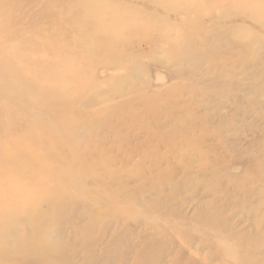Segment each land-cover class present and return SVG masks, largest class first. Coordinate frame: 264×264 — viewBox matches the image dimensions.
Segmentation results:
<instances>
[{
	"label": "rangeland",
	"instance_id": "374dc122",
	"mask_svg": "<svg viewBox=\"0 0 264 264\" xmlns=\"http://www.w3.org/2000/svg\"><path fill=\"white\" fill-rule=\"evenodd\" d=\"M248 1H39L43 22L20 35L2 33L17 7L0 8V230L14 263L62 264L73 247L75 264H264V24ZM93 34L111 50L88 54ZM56 38L69 63L34 41Z\"/></svg>",
	"mask_w": 264,
	"mask_h": 264
},
{
	"label": "bare ground",
	"instance_id": "6f19581e",
	"mask_svg": "<svg viewBox=\"0 0 264 264\" xmlns=\"http://www.w3.org/2000/svg\"><path fill=\"white\" fill-rule=\"evenodd\" d=\"M39 1H42L44 6L46 7V13H49V8L54 6L55 2L57 0H0V8H2L4 5H14L15 7H17V10L15 12H10V18H11V23L9 26H5L4 27V31L2 32L5 35H10L12 34H16V35H20L21 31H22V27L24 26V24L22 23V21L28 20V23L30 24H35L36 27L41 24L43 21L39 20V16L36 15V13L33 10V5H31V3H39ZM87 6H91L94 5L95 8L98 9V7L103 8V5L99 4V0H91V2H86ZM19 6H21L19 8ZM131 7L134 9H137L138 11L140 10V6L138 5H131ZM246 9L248 10V14L250 17H253L257 20V22L264 24V0H250L246 3L245 5ZM109 8H104V9H100L101 11V15H104L103 13L107 12ZM119 11H122V7L120 4H118V9ZM30 13V17H28V14ZM129 17H131L132 15H134L137 12H134V14H131L130 11L129 12H125ZM32 15V16H31ZM96 18L92 17L91 20V24L93 25V22ZM103 19L105 20L106 17H103ZM114 19H116L114 17ZM74 20V19H73ZM76 23V20H74ZM91 26H87L86 28L88 29ZM92 33L94 32L93 29L90 30ZM91 33V34H92ZM45 32L43 30L38 29V31L36 32V36L37 37H41L42 35H44ZM108 34V33H107ZM100 34H93V36L95 37L94 40L90 43H87V45H83L85 47H89L87 49L88 54L93 55V57H95L97 55L98 52L109 49L111 50V44L109 45V41H106L108 39L104 38L102 35L99 36ZM108 36H111L110 34H108ZM114 37V35H113ZM237 38V37H236ZM62 39L60 38H56V39H52L49 42H41L39 40H34L35 42H37V47H38V51L40 50V46H41V52L40 53H46L47 50L51 51L52 53H55V56H58L57 51H61V55L64 53L63 57L65 59H63V63H69L70 62V58L74 55L73 54V50H70L69 53L68 51L65 49L64 46H60L57 45L58 42H60ZM240 41V38L237 39ZM98 43V44H97ZM41 44V45H40ZM105 46H103V45ZM56 49L57 51L53 50ZM67 53V56H66ZM10 64H8L9 66ZM65 76L71 77L70 74H68V72L64 73ZM32 77L35 79L36 75L32 74ZM46 77V76H45ZM32 80H30L31 82ZM40 82V83H39ZM61 84V83H60ZM36 86H34L35 90H34V96L38 101H44L45 98L49 99L50 101L53 100L52 96L54 93L52 91H50L49 89H55V87L51 88L48 85H42L41 81L37 80V83L35 84ZM64 88H67L65 85L61 84V86H57L56 91L59 90H63ZM223 130V129H222ZM215 161V165L221 164V159L216 158ZM260 175H262V173H260ZM195 178V177H194ZM191 180L196 183L194 181V179L191 178ZM197 184V183H196ZM21 194H19L18 197H20ZM259 208V206H258ZM3 234H5V232H2V230H0V264H9L8 261L10 260L11 264H16L13 262V257L9 255V251L7 250V240L4 238ZM71 246V245H70ZM72 248V249H71ZM66 247L67 251L70 250V252H68L67 256L65 257L64 261L62 262V264H75L73 262V255H74V251L75 249L73 247ZM9 259V260H8ZM2 260V261H1ZM52 264H58L56 263L55 260L52 261ZM85 264H88L87 261Z\"/></svg>",
	"mask_w": 264,
	"mask_h": 264
}]
</instances>
